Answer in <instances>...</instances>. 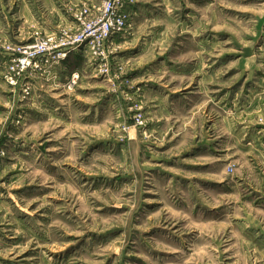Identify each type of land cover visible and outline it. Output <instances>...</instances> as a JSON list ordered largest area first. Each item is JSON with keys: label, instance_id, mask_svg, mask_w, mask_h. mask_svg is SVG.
Masks as SVG:
<instances>
[{"label": "rangeland", "instance_id": "rangeland-1", "mask_svg": "<svg viewBox=\"0 0 264 264\" xmlns=\"http://www.w3.org/2000/svg\"><path fill=\"white\" fill-rule=\"evenodd\" d=\"M100 3L0 0V264H264V0H135L103 52L10 72Z\"/></svg>", "mask_w": 264, "mask_h": 264}, {"label": "built area", "instance_id": "built-area-1", "mask_svg": "<svg viewBox=\"0 0 264 264\" xmlns=\"http://www.w3.org/2000/svg\"><path fill=\"white\" fill-rule=\"evenodd\" d=\"M135 0H101L93 19L88 20L84 30L74 39L59 41L55 36L40 37L28 46H5L3 50L11 55L12 65L9 70L15 76L22 75L29 70L52 71L56 65L63 62L71 50H75L78 43L90 40L94 53L103 52L105 44L114 34L127 29L129 19L128 6ZM79 75L74 74L75 83ZM13 83L14 76H11ZM24 95L31 93V87L26 83L21 89Z\"/></svg>", "mask_w": 264, "mask_h": 264}, {"label": "crops", "instance_id": "crops-1", "mask_svg": "<svg viewBox=\"0 0 264 264\" xmlns=\"http://www.w3.org/2000/svg\"><path fill=\"white\" fill-rule=\"evenodd\" d=\"M31 16H33L32 14H31ZM1 58V57H0ZM2 59H3V56H2ZM67 63V62H66ZM65 66H61L60 68H59V75H60V78L62 79L65 75H66V72H70V69H71V67L68 65V68H67V70H69V71H66V70H63V68H64ZM74 72H76L75 70H74ZM73 72V73H74ZM69 76H70V74H69ZM68 76V77H69ZM67 76L65 77V78H68ZM257 99H258V97H257ZM256 102H257V100H256Z\"/></svg>", "mask_w": 264, "mask_h": 264}]
</instances>
